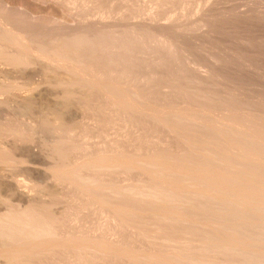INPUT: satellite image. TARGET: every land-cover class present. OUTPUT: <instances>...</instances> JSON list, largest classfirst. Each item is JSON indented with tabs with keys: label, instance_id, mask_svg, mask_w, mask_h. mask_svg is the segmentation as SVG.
Returning a JSON list of instances; mask_svg holds the SVG:
<instances>
[{
	"label": "bare ground",
	"instance_id": "bare-ground-1",
	"mask_svg": "<svg viewBox=\"0 0 264 264\" xmlns=\"http://www.w3.org/2000/svg\"><path fill=\"white\" fill-rule=\"evenodd\" d=\"M35 1L39 3L40 8H45V10L51 9V13L53 14L54 12H61V16L58 18L50 15L46 17H36L33 16L34 13H32L33 11L31 12L29 8L26 7L21 9V5L19 8V5H16L18 2L15 4L14 0H0V83L1 77L9 76V72L6 68L8 66L6 65L14 63L21 66L22 64L31 66V64H38L37 61L40 59L45 62L42 66V71L49 74L56 84L60 86L63 85L67 87L66 89H68L70 85L78 86L81 88L80 92L82 96L84 94L88 95L89 93H95L103 97L107 107L105 109H109V112L117 116H119L118 114H122L121 116L125 115V117L129 116L130 118L146 117L156 122V124L159 123V125L161 124L167 128L170 133H173V135L179 139V141L181 140L183 142H181V145H186L187 148L178 147V149H174L175 153H173L174 151L172 152L173 155L167 154L168 152L166 154L165 152H163V154L159 152L151 153L148 157L145 156V161L141 160L142 158H138L141 161L134 158L137 161L134 160L135 162H131L133 159L131 161L126 159V161L122 159L123 157H120L122 162H119L117 161L119 158L116 156V161L112 159L114 161L112 166H123L124 168L126 167V170L129 169L128 167L139 169V171L149 179V181H147V179V183H145L151 185L149 187L146 185V189L141 193L145 194V192H147L146 195H150L152 198H156V200H163L167 206L168 203L172 204L173 202H181L182 205L189 202L187 206L190 207L193 205H190V203L195 202L193 200L196 199H201V202L203 200L209 201L204 204L198 202L200 205H195V202V206H191L196 211L200 210L198 212H188L189 210H186L188 207H185V205H183L186 208L185 210L184 208H180L183 206H178L176 208L177 204L175 207L174 204H172V207L162 206L161 209L152 207L151 211H153V208L158 209L154 210L155 213H160V210H162L163 212L161 211V214L164 215L163 218L166 220L168 219L170 222L171 219L179 220V223H181V221L182 223L184 221H189L195 225L201 223L202 225L200 226L205 224V228L207 225H211L213 228L216 227L218 229H215V231H217L214 233L211 228L210 230L213 233H210L211 235L207 237V232L205 234L202 230L201 232L205 234V238L203 234L200 236V233H196L200 236L197 238H201V242H199L201 243L199 246L200 250L198 249L199 247L197 248L198 252L195 250L196 248L193 247L194 240L192 241L191 239L197 236L193 230L197 231L199 228V230H201L202 227L196 228L199 225L194 226L196 229H191L192 226H189L190 229H188L186 226V232L183 230L186 234L192 231L193 236L195 235L194 237L191 235L190 237L192 238L189 237L192 241L191 245L187 244L190 241L188 240L186 243L188 246L184 245L186 247L184 250L179 247L174 248V250L171 249V251L166 249L165 251L164 249L159 250L161 248H157L158 250H145V248L139 250L137 248L136 250V247L133 249L130 247L128 248V245L123 246L124 244L121 245L103 235H101V238H98V236L91 237L89 235L88 237H84L71 232L60 235V233L58 234L56 232L51 219L46 214L48 211L47 207L40 203L42 200H39L37 196H35L33 189L35 186L32 187L26 179L16 178L15 181H12V179L6 177L8 176L5 173L6 167H0V172L3 175V177L0 178V210H20L19 212L9 211L5 215L2 214L3 216L0 217V237H3L5 242L7 241V244L2 245H6L3 254L8 260L13 263L14 260L16 262V260L25 258L28 263L27 257H31L32 255L52 254L53 256V253L59 251L63 255L66 254L74 258L85 257L94 259V257H121L120 259L126 258L134 264H264V202H259L251 198L248 200L233 198L241 190L238 181L235 180V176L231 174L229 168L224 171H217L215 169L216 163L227 162L226 159L222 158L221 154L205 151L200 145L202 143L203 145L207 143V146L212 143V145H221L229 150L241 152L243 154L241 160L243 162L242 167L246 176L259 179L258 183L264 190V130L261 129L263 125L257 124L256 121H254L255 116L252 112L256 109L246 111L241 107L242 105L237 106L238 103H235V105H232L233 103L231 105H228L229 103L220 105L219 102L215 101V103L210 99L211 101L208 100L209 102H207V105L204 107L203 116L196 112V114H193L194 112L190 111L192 115L189 114L190 112H183L184 110H180L181 112H174V116L172 115V117L166 114V110H159L152 105L149 100L151 99V94L147 92L148 89L142 90L133 82L135 79L131 81L132 83L123 80V78H127L129 72L127 75L126 72L129 66L131 68V66L134 65L133 53L142 50L154 52V50L157 51L159 47L167 49L171 47L167 37H164L165 39L160 37V33L162 32L159 33L161 29L158 24V17L154 11L155 6L152 7L154 8L153 10L150 9L149 6V9L141 7L136 13L129 15L128 18H123L122 16L114 15L112 11L106 9V4L108 2H106V4L98 3L99 6L97 5V8L93 6L94 11L90 10L91 12H86L83 9L84 12L78 13L76 9L69 12H65L62 9L60 10V0ZM75 1L77 2L79 0ZM80 1L83 8L88 6L89 2L86 4L88 0ZM76 2L69 0V3H72L75 8L77 5ZM208 2L206 13L215 12L218 9L217 5L220 0H210ZM48 13H50V11ZM54 15H56V13ZM163 24H166L164 25L165 29L169 28V17ZM144 34L145 37H143ZM41 61L39 62L40 64ZM38 66L39 65H37V67ZM186 67L189 69L191 67L190 63H187ZM26 70L27 69H25V71ZM24 72H22V74ZM195 74L196 73H194V75ZM35 75L36 71H29L26 72L25 76L23 75L28 79V82L33 84V86L29 88L26 87V90L21 95L25 102L24 105L33 100H37L36 98H41L43 95L39 85H37L40 83L35 78ZM43 75L41 74L42 77ZM124 75L126 77H123ZM136 77L137 76L134 78ZM129 78L131 79L130 76H128L127 79ZM32 79L34 81H32ZM148 80H150V78ZM28 82L26 81V83ZM52 82L53 81H50V83ZM125 82L131 84L129 85V89L126 88L127 86L122 87L121 84ZM150 82L152 81H148V83ZM149 85L151 86V84ZM159 85L157 87V85L154 84L149 87L152 91L156 88L159 89L160 87H164H159ZM123 86H125V84ZM150 88L148 91H150ZM165 88L167 89L169 87L165 85ZM153 93H156V91ZM61 94H63V92ZM198 106H202V104H198ZM219 109H226L234 115L229 118L219 119L215 117L217 116L215 111ZM261 109H263V107ZM261 109L256 111H261ZM261 112L264 113V110ZM77 120L78 114L69 112L57 114L55 121L51 122V124L53 123L52 126L55 127L52 129V137L50 139L47 138V147L49 145L52 150L62 152V155L65 151L64 149H67V144L69 147H72L73 150L79 148L80 146L77 147L73 145L75 144L72 141L73 137L71 140L64 136L74 131L76 126H74V124ZM26 122L27 121L24 122L23 126V123H21L20 128L22 130L20 128L18 129L21 130L22 137L19 135V138H14L13 141L11 140L12 142H5L0 138V149H3V151L8 150L12 155L11 158L5 156L7 159H0V162L6 165H19L23 167L24 173L34 175L40 173L39 163H41L43 156L41 152H39V148H36V141L28 139L29 137L27 138L25 135L23 137V134H35L39 131L37 129L39 123L34 124L32 122ZM252 123L255 124L256 127H254L255 125H251ZM11 125L10 128L12 127L13 129L14 127ZM244 126H248L247 128L250 129L247 130ZM243 127L247 131H245ZM13 137H10V139H13ZM88 137H84L85 142L82 146L84 150L88 149L90 146V141L87 139ZM40 145L42 144L40 143ZM203 145L202 147H204ZM104 159L98 161L88 159L83 162L81 166H76L74 169H69L67 171L66 168L65 172L59 174L53 172V177L56 181L67 187H74L75 190L73 191L78 190L81 192L89 202L93 201V203H90L94 205L97 204L100 210L104 211L110 207L109 209L114 211L115 218L114 215L113 218L116 219L117 217L121 226L125 224L128 228H133V223L136 222L133 220L136 216L132 218L133 220H131V217L134 216L136 210L142 205H139V207L137 206V200V204L132 200L133 202L130 203L132 205L134 204V206L136 205V208H138L136 209L134 206L130 207L126 205L130 199L125 203V198L122 199L120 196L118 197H120L122 201L119 200L116 203L115 200L114 202L111 201L109 199L110 197L107 198L106 195L97 192V190H101L100 193L106 191L108 186L104 184L103 181L100 182L97 180L95 176L89 175L90 172L92 173L96 170L101 171V173L103 172V175L107 173V171L109 172L111 169L110 161ZM123 160L126 162H123ZM131 170L134 171L133 169ZM100 178L102 177L100 176L98 179ZM102 179L105 180L104 178ZM128 189L126 188V190ZM119 192L120 190L118 193ZM155 206L158 207L157 204ZM201 210H211L208 211L211 213L210 215L216 210H219V212L221 210H227V212L222 213V211L221 213L218 212V214L214 213L213 218L211 216L210 218L206 216L208 219H205L204 215L203 217L200 215L205 211L201 212ZM160 217L162 218V216H159V218ZM130 220L133 222L132 224ZM175 222L177 223L178 221ZM188 225L191 224L189 223ZM135 226L137 225L135 224ZM188 230L190 231L187 232ZM23 240H27V242L25 241V243H22ZM199 243H196L197 245L195 244L196 246H194L197 247ZM184 246L182 244V248ZM8 260L5 261V263L7 262L9 264ZM19 262H21V260ZM19 262L17 264H24V262Z\"/></svg>",
	"mask_w": 264,
	"mask_h": 264
},
{
	"label": "rangeland",
	"instance_id": "rangeland-1",
	"mask_svg": "<svg viewBox=\"0 0 264 264\" xmlns=\"http://www.w3.org/2000/svg\"><path fill=\"white\" fill-rule=\"evenodd\" d=\"M73 1L76 2L75 0ZM208 1L88 0L86 1V4L87 2H89L88 6L90 5V9L88 8V6L83 8L80 0L76 2V8L74 7V5H72V3H69V0H60L59 4L61 5L60 10L62 9L65 12H69L76 9L78 13H81L84 12V10L86 12L94 11L93 9L95 7L97 8L98 3L106 4V2H108L106 6L109 8L106 7V9L112 11L114 15L122 16L123 18H128L129 15L136 13L139 9H141V7H146L148 9L150 7V9L152 10L155 8L154 11L158 17V24L161 29L159 33L162 32L160 33V37L163 39L167 37L170 41L169 43L171 44V47L169 49L159 47L157 51H151L152 53L150 52V50H142L133 53L132 56L134 59V65L132 66L136 69H134L132 66L131 69L129 66L126 75L129 72L127 78L128 76H130L131 79L123 78V80H127L128 83H132L131 81L135 79V81L133 82H135L142 90H149V88L154 84H156L157 87L159 84V87L164 86L159 88H162L161 90L156 88L152 91L150 88V91L147 90V92L151 94V99L149 100L152 105L159 110H166L165 112L167 115L172 116L174 112H181L184 110L183 112L192 111L194 112L193 114L197 113L203 116L204 107L207 105V102L211 101L210 99H212L213 102H219L220 105L226 103H229L228 105H231L232 103V105H235V103H238L237 106L242 105L241 107L246 111L255 109L260 110L263 107V109H261V111H263L264 0H220L219 4L217 5L218 9L216 8L217 10L215 12L206 13L207 5L209 3ZM14 2L15 4L18 2L19 4L17 3L16 5H19V8L21 5V9H24L26 7L29 8L31 12L33 11V16L36 17H46L47 15H50L58 18L61 16V12H54V14L56 13V15H54L53 13H51V9L47 8L48 10H45V8H40L39 3L35 0H14ZM49 11L50 13H48ZM168 17L170 19V26L169 28H166L168 29L166 30L164 27V25L166 24H163V22L166 21ZM143 37H145V34ZM40 61L41 60L39 59V61H37L38 64L36 63L37 65H39L38 67L36 64H31V66H26L25 64H22L21 66L18 64V66L17 64L10 63L9 65H6L8 66L6 68L9 72V78L1 77L0 83V138H2L5 142H12L14 138L22 135V129L20 128L21 123H23L22 126L24 125L25 121L32 122L34 124L39 123L37 125V129L39 131L32 135L23 134V137L25 135L27 136V138L29 137L28 139L36 141V148H39V152H41L43 156L41 163H39L40 173L34 175L24 173L23 167L19 165L17 166L15 164L6 165L5 163L3 164L0 162V167H6L5 173L8 175L6 177L12 179V181H15L16 178L26 179L32 187L35 186L36 189L33 187L34 194L39 200H42L40 201V203L44 204V206L47 207L48 211L46 212V214L51 219V222L53 223V226L58 234H68L71 232L79 236L88 237L89 235L91 237L98 236V238H101V235H103L107 238H110L114 242H117L121 245L124 244L123 246L128 245V248L130 247L133 249L136 247V250L137 248L139 250H142V248H145V250H158L159 248H161L159 250L164 249L165 251L166 249L168 251H171V249L174 250V248L179 247L180 249L184 250V248H186L185 246H188L187 244L191 245L193 240L194 245L201 242V238H198L202 236V234L205 238L206 232V237L208 235H211L213 232L216 233L217 230L215 231V229L218 228H213V226L211 225H207L206 229L204 226L205 224H203V226H200L202 225L201 223L195 225L188 221L191 224L188 225L189 223L187 221H184L186 223L185 224L184 222L182 223V221L181 223H179L180 221L175 219H171L170 222L168 219L166 220L165 218H163L164 215L161 214L162 210H160V213H155L154 210L156 208L161 209L162 206H167V204H165L163 200L162 202L160 199L156 200V198H152V196L146 195L147 192H145V194L141 193L144 192V189H146V185L148 187L151 186L150 184H146L147 181H149L148 177H145L144 174L137 168L128 167L129 169L131 168L134 170L132 171L131 169L126 170V167L124 168L123 166H112L114 162L113 160L117 159V157L119 158V160L117 159V161L119 162H122V159H127L128 161H131L133 159L131 161L133 162L136 159L138 161H145V156L148 157V155H151V153L153 154L159 152L160 154H163V152H165L166 154L168 152L167 154H172L173 151V153H175V150L178 149V147L187 148L186 145H181L183 143L181 140L179 141V139L174 136L173 133H170V131L161 124H156V122H153L146 117L130 118L129 116H126V118L125 115L121 116L122 114H118L119 116H117L116 114L109 112V109H105L107 107L105 100H103V97H100L95 93H89L88 95L84 94L82 96V93L80 92L81 88L78 86L70 85L68 86V89H66L67 87L63 85H61V87L60 85L56 84V82H54V79L50 77L49 74H46L44 71H42V66L45 64V62L42 60L40 64ZM187 63H190L191 66L189 69L186 67ZM25 69L27 70L25 71ZM20 71L25 72L22 74V72ZM29 71H36L35 78L40 83L37 85H39L43 95L41 96V98H36L37 100H33L29 103L26 102L27 104L24 105L25 102L23 101L21 95L26 90V87L29 88L33 86V84H31V82H28V79L24 77L26 72ZM194 73L196 74L194 75ZM41 74H44L43 77L41 76ZM21 75L24 76L22 77ZM135 76L137 77L134 78ZM115 77L118 78L117 76ZM123 77L126 76L124 75ZM149 78L150 80H148ZM3 79L6 80L4 81ZM26 81L29 83V85L28 83H26ZM32 81L34 80L32 79ZM50 81H53L54 83H50ZM148 81L152 82L148 83ZM174 81L177 82L178 85ZM126 82L122 83L121 85L122 87L127 86L126 88L129 89V85L131 84H127ZM146 82L148 85L146 84ZM124 84L125 86H123ZM149 84H151V86ZM165 85L169 88L166 89ZM162 90L166 92H163ZM154 91H156V93H153ZM62 92L63 94H61ZM198 104H202V106H198ZM256 110L252 112V114L255 116L254 121H256L257 124L263 125L261 126V129L264 130V113ZM62 112L78 114V120L74 124V126L76 125L74 131H71L70 134H65L64 136L69 139L73 137V140H71L75 144H72L76 145L77 147L80 146V149L77 148L76 150H73L72 147H69L67 144L66 148L70 149H64L65 151L63 152V155L60 151L52 150L49 145L48 148L46 142L52 137V129L53 127H55L52 126L53 123L51 124V122H54L57 114ZM192 112H190L189 114H192ZM215 112L217 113V116H215L216 114L214 116L219 119L229 118L234 115L226 109H219ZM10 125L14 128H10ZM251 125L255 124L252 123ZM244 127L247 128L248 126ZM244 127L243 129L245 131L250 129L247 128L246 130ZM254 127H256V125ZM19 128L21 130H18ZM86 136H89L87 139L88 141H90V146L88 149L84 150L82 149V146L85 142L84 137ZM10 137H13V139H10ZM40 143L42 145H40ZM206 144H200L201 148L208 152L221 154V157L226 159L227 161L218 164L216 163V165L214 164L216 166L215 169L217 171H224L225 169L229 168L231 174L235 176V180L238 181L241 190L233 198H239L240 200H248L251 198L256 199L259 202H264V190L258 183L259 179L249 178L245 174V171L242 167L243 162L241 161L243 158V154L238 151L229 150L225 146H218L215 144L212 145V143L211 145L206 146ZM202 145L204 147H202ZM5 156L11 158V152H8V150L3 151V149H0V159H7V157ZM120 157L123 158L120 159ZM138 158L142 159L139 160ZM88 159L97 161L104 159L110 161L109 163L111 165V169H108L109 172L107 171V173L104 174L105 176L102 174L103 172L101 173V171L97 170L92 173L90 172L89 174L90 176H95L96 179L100 182L103 181L104 184L108 186V189L104 192L100 193L101 190H97L99 194L106 195L107 198L110 197L109 199L113 202L115 200V203L119 200L122 201V199L124 198L125 203H127L130 199L128 202L129 204H126L130 207L134 206V204L132 205L131 203L133 201L136 203V200L138 203L137 206L142 205L141 207L139 206L141 209L137 207L138 210H136L134 216L131 217V220H133L132 218L136 216L133 220L136 222L133 223L130 220V223L134 224V226L132 225L133 228H128V226H126L125 224L121 226L117 217L116 219H114V211L110 210V207L104 211L100 210L97 204H92L93 201H90L92 202L90 203L89 200L81 194V192H79L78 190L73 191L75 190L74 187H67L56 181V179L53 177V172L59 174L65 172L66 168L67 171L69 169H74L76 168V166H81V164ZM125 160H123V162L127 161ZM100 176L105 180H103L102 178L98 179ZM1 177H3V175L0 172V178ZM126 188L129 189L126 190ZM119 190L120 192L118 193ZM118 196L122 197V199H120V197ZM139 200L141 204L139 203ZM193 201H195L197 204L195 202L190 203V205L193 204L191 205L192 207L198 205L199 203L204 204L209 202L203 200L204 202L202 201V203L201 199H196ZM151 203L153 206L151 205ZM187 203H184L183 205H185L186 207L188 205ZM156 204L158 205V207L155 206ZM170 204L171 203H168L167 207H172V204H174V207L177 204L176 208L178 206H183L181 202H173L171 205ZM191 206H187L188 209H186L184 206L180 208L189 210L188 212L200 211H196ZM134 207L136 208V205ZM152 207L156 208H153V211H151ZM189 208H192L193 210ZM9 211L19 212L20 210H0V217L3 216L2 214L5 215ZM208 211L201 210V212H204L205 214L201 213L200 215H202V217L204 215V218L208 219L207 217L210 218L211 216L213 218V214H218L219 212V210H216L217 212L212 210L213 214L210 215L211 213ZM222 211L223 210H221L219 213H221ZM224 212H227V210H224L222 213ZM159 216H162L163 219L161 217L159 218ZM172 221H178V224ZM135 224L137 226H135ZM186 226L188 229H190L189 226H192L191 229L202 227L201 230H199L200 228L197 229V231L200 232L193 230L195 231V235H197L196 233H200L201 235H197L196 238H198L196 239L194 237L195 235L193 236L192 231L190 232L192 234L184 233L183 230H185V232L187 230ZM194 226L198 227L195 228ZM189 231L190 230H188L187 232ZM191 235L194 237V239L190 237ZM189 237L192 238V241ZM188 240H190L191 242H188ZM25 241L27 242V240ZM25 241L23 240L22 243H25ZM170 243L174 244L175 246L171 245ZM3 244H7V241L5 242L3 237H0V264H8L7 262L5 263L8 258L3 254V250L5 249L6 245L2 246ZM182 244L183 246L185 245L183 248ZM129 245H131L132 247ZM194 245L193 247L196 248L195 250L198 252L197 248L201 245V243H199L197 247H195L197 244L195 246ZM198 249L200 250V247ZM65 255L66 254L63 255L61 254V252L57 251L53 253V256L52 254H44L38 256L32 255L31 257H27L28 263L26 262L25 258L20 260L21 262H24V264H31V262L32 264L133 263L126 258L120 259L121 257H115L116 259L114 257L112 258L111 256L103 258L94 257V259H92L85 257L74 258L69 255ZM20 260H16V262L14 260L13 263L8 260V262L9 264H17Z\"/></svg>",
	"mask_w": 264,
	"mask_h": 264
}]
</instances>
